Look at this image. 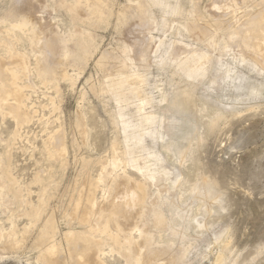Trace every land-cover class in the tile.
Returning a JSON list of instances; mask_svg holds the SVG:
<instances>
[{
    "label": "rangeland",
    "instance_id": "1",
    "mask_svg": "<svg viewBox=\"0 0 264 264\" xmlns=\"http://www.w3.org/2000/svg\"><path fill=\"white\" fill-rule=\"evenodd\" d=\"M75 1L0 0V58L21 54L30 69L19 81L29 87L30 123L17 132L15 120L0 111V226L17 228L19 238L15 248L0 249V264H43L37 236L50 218L54 242L68 256L66 234L85 230L72 214L81 201L102 200L107 184L97 192L89 184L104 170L110 180L160 173L152 190H168L159 210L168 223L161 240L174 252L188 250L184 264H264V68L230 37L232 26L262 20L264 0H81L78 19L65 6ZM88 6L101 9L104 23ZM23 17L34 24L38 45L18 28L5 33ZM216 19L225 24L216 29ZM87 34L93 46L82 63L74 54ZM48 38L53 50L44 46ZM103 53L111 60L97 64ZM195 54L211 60L204 75L191 78L181 63ZM45 61L56 69L48 82L38 73ZM121 61L134 78L123 90L126 101L111 88ZM143 115L155 122L142 125ZM117 157L120 168L113 170ZM138 166L151 170L141 175ZM207 181L215 200L202 194ZM129 189L125 197L139 195Z\"/></svg>",
    "mask_w": 264,
    "mask_h": 264
},
{
    "label": "bare ground",
    "instance_id": "2",
    "mask_svg": "<svg viewBox=\"0 0 264 264\" xmlns=\"http://www.w3.org/2000/svg\"><path fill=\"white\" fill-rule=\"evenodd\" d=\"M242 1L245 2L247 0ZM65 6L72 16L77 19L79 18L78 13L83 9L81 0H76L71 5L65 4ZM88 9H90L89 12L100 15V17H98V21L100 23H104L105 20L102 16L103 14L101 15L100 8H92L91 6H88ZM144 10L143 8L139 9L137 15H139V17H145L146 13ZM261 14L263 15L262 20L249 18L242 24L240 30H234L235 27L232 26L230 37L232 39H237L239 43L245 47L246 51L251 54L250 59L253 65H261L264 68V46L262 47L260 44H264V13ZM211 23L214 27H216V29L218 28V26H223V24H225L224 21L220 19L212 20ZM13 28H18L23 31L28 36L31 45H35L36 43L38 45V42L41 41L40 39L36 40L35 26L26 17L20 19L15 25L13 24V26L12 24H10V26H6L5 33L10 34ZM44 46L47 49L53 50L55 48V42L48 38L44 41ZM92 46V36H90V34L85 35L79 41V51L78 53L74 54V58L82 63L86 62L91 56ZM8 55L9 60L0 58V111L4 116L10 115L15 120L17 125L16 127L18 128L17 132H20V129L23 126L30 123V114L28 111V107L25 104L26 99L28 98L25 94V89L29 87H22L19 81H22L21 73L22 75L28 76V72L30 69L26 62L27 59L25 60L23 55H15L10 51ZM244 56L242 57L243 63L246 61ZM112 59L115 60L114 58ZM110 60L111 55H109L108 53H103L97 64L102 65L103 62ZM210 60L211 57L207 54H195L194 56L184 60L181 65L185 69L183 71H186L188 77L192 78L194 76L204 75L208 70L207 66L210 63ZM118 68L119 71L117 72V76L115 75V78L117 77V79H114L115 81H113L111 88L116 89V91L118 92V101H126L128 99V94H125L123 90L127 85H130L131 81L134 80V78L133 75L127 76V74H125L126 72L124 71V69H129V65L127 62L121 61ZM38 73L44 81L48 82L49 80L54 78L56 69L51 64L45 61L42 62V66L41 63H39ZM186 104L187 103H185V106ZM174 105L176 108L182 109V105L179 101L174 102ZM144 116L145 115H143V117L141 116L144 120L142 125H150L155 122L154 116L149 115L148 117H145V119ZM127 128L128 127L126 126L125 130H127ZM52 138L53 137H50L49 142H47L48 145L51 144ZM142 140L143 138L141 140L138 139V143H141ZM127 146L129 147V145ZM114 150H117L116 145L114 146ZM128 151L131 150L128 149L127 152ZM134 152L135 151L133 150V153ZM166 152H170V149L166 148ZM59 153L60 159L62 161L65 157V149H62ZM153 157L155 158V156ZM131 160L132 159H130L129 161L127 160V162L130 163ZM110 164V167L115 170L120 166L121 160L118 157L114 158L113 161L110 162ZM148 168L149 167H139L137 171H139L142 175L145 170H148ZM102 172L103 173L99 176L98 180H95L94 182L92 181L89 184L90 189L92 191L94 189L96 190V192L99 191L98 189L104 187L107 184V188H105L104 190L102 189L104 192L102 200H99L98 198L95 199L96 197H92V199H90V201H87V203L78 201L79 203L74 210L75 212L72 214V217L78 219L79 223L85 228V230L82 232H75L73 229L72 232H68L66 234L65 239L68 244V256H63L60 251V247L54 242L55 237H53V233L54 229L56 228L53 218L48 219L47 222L45 221V228L43 229V226L41 228L43 230H41L40 234H38L39 236H37V243L41 246V250H43L42 255H40L42 256L41 262L43 264H109L108 259L118 257L121 264H184L185 259L188 255V250L179 249L180 251L178 250L174 252L172 251L173 246L171 243H169V241L161 240L163 239L162 233L164 234L163 229L168 227V225H166L168 223L163 219L164 214H160V206L163 203V200H165V193L168 190L164 193V191L158 189L157 194H155L152 190L153 186H156V184H154L152 181H157L156 176L160 173L157 175L151 174L149 177H147V179L145 178V176V180L143 181H134L131 180L132 178L127 179L124 176L122 177L118 175L113 178L111 177L112 179L110 180V177L108 176L109 174H107L105 170ZM168 176L166 178L169 181L170 178ZM164 178L161 177L159 183L162 180L166 179ZM172 181L174 182V180ZM203 185L204 186L201 189L202 194L210 199L215 200L214 184L210 181H207ZM120 186H122V197L118 196L117 194ZM129 186L137 187L139 190V195L135 194L136 196L134 197H125L127 192L130 190ZM80 200L82 199L80 198ZM4 204L7 208L6 210L8 211L11 202L5 201ZM81 208H83L84 212L83 215L79 217ZM36 217L38 220L40 219V216ZM150 219L155 223L154 232L148 228L151 223ZM16 229L17 228L12 227L10 231H7L0 226V249L5 247H9L8 249H13L18 245L19 238ZM173 233L175 234V231ZM164 244L165 246H163ZM4 250H6V248ZM219 261L222 263L224 261L223 257H220ZM113 264H116V262Z\"/></svg>",
    "mask_w": 264,
    "mask_h": 264
}]
</instances>
